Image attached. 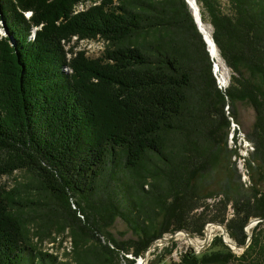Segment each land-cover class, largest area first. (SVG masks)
<instances>
[{
  "label": "trees",
  "instance_id": "trees-1",
  "mask_svg": "<svg viewBox=\"0 0 264 264\" xmlns=\"http://www.w3.org/2000/svg\"><path fill=\"white\" fill-rule=\"evenodd\" d=\"M81 1L0 0V176H32L22 190L0 187V264H119L118 250L142 256L169 226L201 233L207 219L190 218L184 202L227 140L226 105L233 120L237 103L252 108L247 137L264 168V0H230L233 15L216 0H195L231 71L225 89L185 0H101L73 14ZM72 35H99L110 46L98 59L77 53L67 73L61 40ZM251 191L219 200L233 207L226 225L211 219L237 245L246 243L249 220L264 218V193ZM204 197L198 188V207ZM18 206L40 220V241L68 231L71 261L29 243ZM117 218L136 238L113 236ZM208 263L264 264V220L239 254L217 235L199 254L189 248L182 255V264Z\"/></svg>",
  "mask_w": 264,
  "mask_h": 264
},
{
  "label": "rangeland",
  "instance_id": "rangeland-1",
  "mask_svg": "<svg viewBox=\"0 0 264 264\" xmlns=\"http://www.w3.org/2000/svg\"><path fill=\"white\" fill-rule=\"evenodd\" d=\"M100 1L101 0H84L80 3L78 2L79 4L77 3L75 6L73 14L85 11L91 6L98 5ZM216 2L224 14H234V7L230 0H216ZM198 9L200 13L199 6ZM29 15L30 12L28 11L26 16ZM205 17L207 21L203 23L207 24L206 26H208L211 34L212 26L208 23L209 17L206 12ZM0 35H6L2 27H0ZM31 35L33 36V33H31ZM61 46L63 48L65 60L62 70L67 73H71L72 69L69 63L77 55V53H83V55L89 59H98L101 58L110 45L108 40L100 38L99 35H96L94 38H82L77 35H72L64 40H61ZM226 68L228 70V78L226 85L221 87L222 89H225L230 83L231 71L227 66ZM216 84L219 87L217 79ZM225 110V113L230 119L227 140L225 143H221L213 151V155L217 159L214 167L206 173L200 174L199 177L197 175L193 179L196 187L194 196L189 190L191 196L187 202H184V205L186 204V208H188V216L190 218L198 219V215L203 213L204 217L207 219L203 229L207 224L215 222L211 220L214 217L225 218V225L233 217L234 211L231 202H228L226 209H224L222 204L219 202L220 199H226L227 196L230 198L249 196L252 192L251 187L253 185L258 191L264 193V168L259 165L257 157L253 155L254 145L247 137V132L254 120V112L250 106L237 103V119L233 120L228 114L230 108H227V105L225 106ZM196 161H198V158H196ZM31 181V174L24 170H15L10 174H4L0 176V187L4 188V190L14 189L15 187H17L19 190H22ZM144 188L146 190H151L153 187L148 182ZM198 188L201 192V195L205 196L199 200V207ZM118 194L119 196H122L123 194V187L121 184L118 188ZM26 200L27 199H23L21 201L25 204L24 201ZM30 211L28 208H24L23 206H18L16 208V212L22 218L27 230L29 243L34 246H36L37 243L39 248H41L44 252L55 255L57 258L56 260H58L59 263L69 259L71 261L73 241L68 235V231L65 230V232L60 234L52 232L46 239L43 238V240L40 241L36 237V231H40V220H30L32 215ZM144 213H146L148 216L154 215L152 211L148 212V210ZM163 218L164 216L161 214L156 217V221L161 222ZM131 219L132 227L137 226V221L139 219L138 213H135ZM250 222H253L251 228H249V231L251 232L253 226H255L259 221L255 222V218H251L248 224ZM213 228L214 231L211 233L206 247L210 246L215 236H220V229L218 227ZM42 231L45 233L44 235H48L49 232L56 231V226H52L49 231L41 230V233ZM177 231L180 232V230H173V225L169 226L168 231L163 232L160 238L153 240L152 247L146 256L144 264H182V255L187 250H189V248H191L197 254L206 248L199 247L204 238L203 230L198 234L194 232L193 236H190L192 238L190 239L192 240V243H190L189 240H187ZM110 232L118 241H124L125 239L131 237L136 238L133 230L130 228L127 222L121 218L115 219L112 227L110 228ZM226 235L232 242L235 243V241H233V239L229 236L227 230ZM162 237L168 238V240L164 241L161 239ZM241 251L242 250H235L233 252L239 254ZM143 256L144 254L142 256L140 255L139 257H135L132 253V250L130 249L128 251L118 250L117 258L119 264H130L131 261H133L132 264H136L137 259L140 257L143 258Z\"/></svg>",
  "mask_w": 264,
  "mask_h": 264
},
{
  "label": "water",
  "instance_id": "water-1",
  "mask_svg": "<svg viewBox=\"0 0 264 264\" xmlns=\"http://www.w3.org/2000/svg\"><path fill=\"white\" fill-rule=\"evenodd\" d=\"M185 2L187 3L189 9H190L191 12H192V16H193L194 22H195V24H196L197 30L201 33L202 38H203V40H204L205 43H206L207 50H208V52H209L210 58L213 59V56H212V54H211V52H210L208 46L210 45V43H211V45H213V46H214L215 44H214V42H213V40H212V37H210V40H209L210 42H208V40L206 39L204 33L201 31V28H200V24H201V22H200V17H201V16H200L199 9H198V6H197V4H196V1H195V0H185ZM213 75H214V77L217 79L216 74H215V69H214V63H213ZM219 88H221L220 85H219ZM262 220H264V218H262V219H260V218H255V222H257V221H262ZM257 223H258V222H257ZM257 223H256V224H257ZM252 224H253V222H250L249 224L247 223L246 226H245V228H244V231H245V233H246V235H247L246 243H245L244 245H237L236 243L232 242V241L229 239V237H228L229 240L226 239V236H227V235H226V227H225V225L220 224V223H217V222L207 224V225L204 227V229H203V231H204V238H203V240H202V243H200L199 247H200V248H201V247H206V245L208 244V240H209V235L206 233V228H207L208 226H213V227H218V228L220 229V233H219V235L221 236L223 243H224L225 245H227L232 251H235V250H243V249H244L245 247H247L248 244H249V241H250V238H251V232H250L248 229L251 228ZM177 232H179V231H177ZM177 232H176V233H177ZM179 233L182 234L187 240L192 239V238L190 237V235H189L188 233H186L185 231H181V230H180ZM161 239L164 240V241L168 240V238H164V237H162ZM192 245H193V244H192ZM151 247H152V243L149 245V247H148L147 250L145 251L143 258H142L140 261L137 260L136 263H138V264H144L145 259H146V256L148 255V253H149Z\"/></svg>",
  "mask_w": 264,
  "mask_h": 264
},
{
  "label": "bare ground",
  "instance_id": "bare-ground-1",
  "mask_svg": "<svg viewBox=\"0 0 264 264\" xmlns=\"http://www.w3.org/2000/svg\"><path fill=\"white\" fill-rule=\"evenodd\" d=\"M200 22H201V24H200L201 31L204 33L208 42H210L209 40H210L211 35H210V31L208 29V26H206L207 24H204L202 22L201 17H200ZM30 36L33 37L32 35H30ZM208 48H209V50L213 56V63H214L215 74L217 77V83H218V85H220V87H224L227 83L228 70H227L225 64L223 63L222 59L220 58L216 46L215 45L213 46L210 43ZM213 231H214L213 226L206 228V233L209 235V237H210L211 233H213ZM226 239L229 240L227 236H226ZM189 242L192 243V240L189 239ZM141 259L142 258L140 257L137 260L140 261ZM136 264H138V263H136Z\"/></svg>",
  "mask_w": 264,
  "mask_h": 264
}]
</instances>
